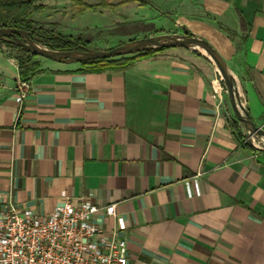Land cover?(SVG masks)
Returning a JSON list of instances; mask_svg holds the SVG:
<instances>
[{"label": "crops", "instance_id": "crops-1", "mask_svg": "<svg viewBox=\"0 0 264 264\" xmlns=\"http://www.w3.org/2000/svg\"><path fill=\"white\" fill-rule=\"evenodd\" d=\"M71 1L43 0L31 18L60 23L55 29L66 35H91L92 44L98 31L131 21L152 23L153 34L186 27L226 59L264 126V0H112L113 7L84 0L93 8L78 12ZM160 19L167 29L159 30ZM196 52L168 47L124 70L34 55L39 66L26 76L17 50L0 44V202L36 213L67 196L116 202L129 264H264V147L237 143L228 94L212 84L217 69ZM21 78L31 84L23 101ZM98 220L107 232L114 226L102 213Z\"/></svg>", "mask_w": 264, "mask_h": 264}, {"label": "built area", "instance_id": "built-area-1", "mask_svg": "<svg viewBox=\"0 0 264 264\" xmlns=\"http://www.w3.org/2000/svg\"><path fill=\"white\" fill-rule=\"evenodd\" d=\"M222 82L221 75L212 82L219 95L227 92ZM16 88L23 101L31 84L21 78ZM254 135L247 130L245 142L258 146ZM101 213L114 219L108 232L98 220ZM0 264H129L127 227L116 202H75L67 196L46 213L20 209L13 200L0 202Z\"/></svg>", "mask_w": 264, "mask_h": 264}, {"label": "water", "instance_id": "water-1", "mask_svg": "<svg viewBox=\"0 0 264 264\" xmlns=\"http://www.w3.org/2000/svg\"><path fill=\"white\" fill-rule=\"evenodd\" d=\"M0 40L12 41L14 44L24 47L33 55H41L52 60L68 63L114 58L158 47H185L200 52L214 63L221 75L227 89L230 105L237 119L245 125L250 135L259 134L264 138V126L257 124L253 120L245 106L240 95L237 78L228 62L206 38L200 37L195 33L192 35L184 32L157 33L132 38L107 49L82 47L62 50L42 45L33 39L26 29L0 26Z\"/></svg>", "mask_w": 264, "mask_h": 264}, {"label": "trees", "instance_id": "trees-1", "mask_svg": "<svg viewBox=\"0 0 264 264\" xmlns=\"http://www.w3.org/2000/svg\"><path fill=\"white\" fill-rule=\"evenodd\" d=\"M82 6L83 9L93 8V5L87 4L84 0H72ZM112 0H101V5L105 7H113L116 4ZM127 1H139L143 4H151L153 0H122L118 4ZM46 4L43 0H0V26H13L17 28L26 29L29 35L37 42L53 49H73L82 47H92V38L84 35H66L55 28L45 27L41 22L31 18V14L35 11L44 9ZM241 24L245 27V16L239 11ZM138 31H149L154 29L152 23L137 21ZM231 38H234L237 32L229 27L221 26ZM184 33L192 35L193 32L188 28H183ZM247 35L243 36V40L247 39ZM0 44H6L17 50V58L21 64V73L23 75L31 74L37 69L39 63L33 60L34 55L31 54L24 47L14 44L12 41H2ZM166 47H158L138 52L132 55L117 56L114 58H103L99 60H91L83 62L89 64L93 70H124L132 66L141 58L156 56L160 51ZM196 52V51H194ZM199 53V52H196ZM210 60V59H209ZM227 125L231 129L237 143L240 146H246L250 149H255L251 142H245V133L243 132L241 121L237 117L227 116Z\"/></svg>", "mask_w": 264, "mask_h": 264}, {"label": "rangeland", "instance_id": "rangeland-1", "mask_svg": "<svg viewBox=\"0 0 264 264\" xmlns=\"http://www.w3.org/2000/svg\"><path fill=\"white\" fill-rule=\"evenodd\" d=\"M114 1L115 0H113V2ZM74 4L77 6V8L75 10L76 12L84 10L81 5H79L77 3H74ZM98 5H100V4H98ZM70 6H71L70 3L57 5V6L52 8L50 13L48 14L49 15L48 17H53L55 15L62 14L64 11L67 10V7H70ZM96 6H97V4H96ZM40 22H42V21H40ZM42 23H43V25H46V26L51 27V28H56L60 24V23L53 22V21H43ZM157 25H158V28H159L160 31H162L161 30L162 28H164V29L168 28V26H166V23L163 20H161V19L158 20ZM140 26L141 25H137V21H131V22L123 23L122 25L118 26L117 28H107L105 30L98 31L95 34V36H96L95 40H98L99 43H93L92 47L100 48V49H107V48H110V47L118 45L120 40L118 42L114 41V40H115V38L117 40V38H118L117 34H119V33H123V35H126L125 37H127V35L132 36L131 34H135V33L139 34V33H141V35L139 34L140 36H134V37H131L130 39L153 34L152 33L153 31H150V30L149 31H140L139 32L138 31V27H140ZM181 32L183 33L184 30H182ZM88 37L93 38V36H91V35H88ZM130 39H128V40H130ZM37 57L40 58V59L44 58L41 55H38ZM210 62L212 64V66H213L212 67L213 70H216L214 63L212 61H210ZM217 73H218V71L215 72L216 77H219L220 74L219 73L217 74ZM222 84L224 85V82H222ZM243 126H244V129L246 130V133H247V128L245 127L244 124H243ZM254 138H255L254 143H256L258 146L264 147V138L261 135L255 134Z\"/></svg>", "mask_w": 264, "mask_h": 264}, {"label": "bare ground", "instance_id": "bare-ground-1", "mask_svg": "<svg viewBox=\"0 0 264 264\" xmlns=\"http://www.w3.org/2000/svg\"><path fill=\"white\" fill-rule=\"evenodd\" d=\"M215 68H216V66H215Z\"/></svg>", "mask_w": 264, "mask_h": 264}]
</instances>
